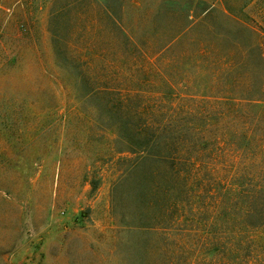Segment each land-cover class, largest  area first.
I'll list each match as a JSON object with an SVG mask.
<instances>
[{"label": "rangeland", "instance_id": "obj_1", "mask_svg": "<svg viewBox=\"0 0 264 264\" xmlns=\"http://www.w3.org/2000/svg\"><path fill=\"white\" fill-rule=\"evenodd\" d=\"M215 260L264 264V0H0V264Z\"/></svg>", "mask_w": 264, "mask_h": 264}, {"label": "trees", "instance_id": "obj_2", "mask_svg": "<svg viewBox=\"0 0 264 264\" xmlns=\"http://www.w3.org/2000/svg\"><path fill=\"white\" fill-rule=\"evenodd\" d=\"M193 167L194 166H192V168ZM185 182L186 181L178 173H174V174L171 173V175L169 176V189H170L172 200H175V199L178 200V198H180V196H181L180 194L183 192V190L190 191L195 195V183L190 182L189 185H186ZM196 196H198V194ZM194 199L195 198L193 197V200ZM247 210H248L247 212L251 215L255 216L257 214V212L254 211L250 207H248ZM246 216H249V215L247 214ZM206 233H208V232L206 231ZM210 238H211V236H210V234H208L207 239L209 240ZM210 243L211 242H209V244ZM207 251H211L212 253H214L213 248H209L205 252H207ZM205 252L203 251V253H205ZM201 254H202V252H201ZM219 261L220 262H217V260H215V261L209 262L207 264H243L242 262L238 263L235 260H232L231 263L228 260H226V261L219 260ZM190 264H192V263L190 262ZM244 264H246V263H244Z\"/></svg>", "mask_w": 264, "mask_h": 264}]
</instances>
